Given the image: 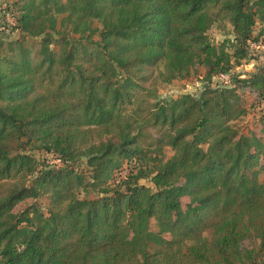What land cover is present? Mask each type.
I'll return each mask as SVG.
<instances>
[{
	"label": "trees",
	"instance_id": "trees-1",
	"mask_svg": "<svg viewBox=\"0 0 264 264\" xmlns=\"http://www.w3.org/2000/svg\"><path fill=\"white\" fill-rule=\"evenodd\" d=\"M0 16L17 33L0 37V264H264V116L232 125L244 88L264 103V60L198 94L156 86L250 58L264 0H14ZM218 24L233 38L212 43Z\"/></svg>",
	"mask_w": 264,
	"mask_h": 264
},
{
	"label": "rangeland",
	"instance_id": "rangeland-1",
	"mask_svg": "<svg viewBox=\"0 0 264 264\" xmlns=\"http://www.w3.org/2000/svg\"><path fill=\"white\" fill-rule=\"evenodd\" d=\"M14 0H0V15L3 13V9H5V7L7 5H9L10 3H13ZM8 19L11 21V23L15 20H13L14 18L12 16H8ZM3 23H2V16H0V37H8V36H12V37H16L17 33H11L8 31H5L3 29ZM95 26H97L98 24L95 22L94 23ZM43 28L42 25L39 24V22L37 20H33L32 23L30 24V29H33L35 31H41ZM231 30L230 27L226 24H218L215 25L213 28H211L208 32L209 36H210V40L212 41V43L215 44H221L223 43V41H225L228 38H233V35L230 34ZM34 38L30 37L29 38V42L32 43V41ZM251 57L246 59V60H241L238 63L235 64V66L233 67V69L231 70V78L234 81L237 80H243L246 78V75L249 73H252L254 71H257L259 68L262 67L263 65V60H264V44L261 45L260 47H258L257 49L254 50H250V54ZM211 57V56H210ZM206 58L204 60V63L202 61H198L195 62V66H194V70L192 71V73L189 76H186L184 78H180V79H174L171 82H163L159 79H157L156 81V86L158 89V93H159V97L163 98V99H171L174 98L182 93H186V92H190L193 94H198L201 92L202 88L204 87L205 84H209L212 86H216L218 85V83L212 79L209 82H203L204 78V74L205 71L208 70V67L210 65H208L209 63H211V58ZM245 90V97L247 98V103H246V110L247 113L244 115H241L238 119L234 120L232 122V125H234V127H236L237 129L240 130V132L243 133H250L254 126L255 123L261 119V117L264 116V103L262 106L260 107H256L254 106L252 103L253 100L250 99V92L248 89L244 88L242 90V92ZM37 143H33L30 146H27V149L29 152H32L33 154H36L37 157H40L41 160L47 162L48 160V164L51 165H58L60 164V161L58 159H52L50 158L51 155L46 153L45 151H43L42 149H39L37 147ZM78 165L81 166L82 168L85 167L86 165V158L85 157H81L79 159ZM134 164H130V165H126L124 167V169L122 170L121 173H118L116 175H118V177H125L128 176L129 173L131 172V170L133 169ZM134 175L136 173H138V171L135 169V171L133 172ZM133 177V176H132ZM139 182L141 184H145L148 186H152L153 183L150 180V177H142L139 179ZM98 188H93L91 187L89 192L90 194H97L98 193ZM41 202V204L43 206H46L47 204V199L45 197H42L39 199ZM34 202V200H28L26 202H24L23 204H21L20 207H18V211H21L23 209H25L26 207H28L30 204H32ZM151 230H152V234H157L159 232V226L157 224V222L155 220L152 219L151 221ZM165 234V233H164ZM168 235V234H166Z\"/></svg>",
	"mask_w": 264,
	"mask_h": 264
},
{
	"label": "built area",
	"instance_id": "built-area-1",
	"mask_svg": "<svg viewBox=\"0 0 264 264\" xmlns=\"http://www.w3.org/2000/svg\"><path fill=\"white\" fill-rule=\"evenodd\" d=\"M264 43H258V42H250L249 44V50H254L263 45ZM214 80L218 83L216 86H230L233 82V79L231 78V71L220 73L217 76L214 77ZM122 172V171H121ZM116 182H119L122 177H118V175L115 176Z\"/></svg>",
	"mask_w": 264,
	"mask_h": 264
}]
</instances>
